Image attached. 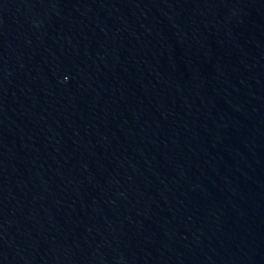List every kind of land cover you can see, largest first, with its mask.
<instances>
[{"label": "water", "instance_id": "1", "mask_svg": "<svg viewBox=\"0 0 264 264\" xmlns=\"http://www.w3.org/2000/svg\"><path fill=\"white\" fill-rule=\"evenodd\" d=\"M0 264H264V0H0Z\"/></svg>", "mask_w": 264, "mask_h": 264}]
</instances>
